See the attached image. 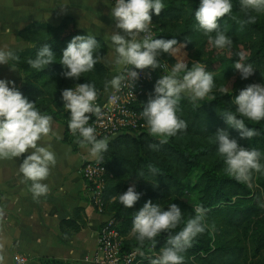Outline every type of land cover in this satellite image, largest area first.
Returning <instances> with one entry per match:
<instances>
[{"label": "trees", "instance_id": "trees-1", "mask_svg": "<svg viewBox=\"0 0 264 264\" xmlns=\"http://www.w3.org/2000/svg\"><path fill=\"white\" fill-rule=\"evenodd\" d=\"M162 2L165 4L164 10L159 15L151 14L155 28L154 38H175L177 46L185 45L182 50L196 52V57L202 59L200 63L205 66L206 71L213 73L216 88L206 100L193 102L188 96H181L177 114L187 122L188 127L186 131L168 138L167 143L161 144L160 137L150 134L143 116L144 128L137 135L123 134L109 141L103 159L97 160L106 170L101 197L103 215L113 217L114 229L124 238L123 251H147L151 242L146 240L141 246L132 231L136 211L146 201L160 204L165 210L171 203L181 208L182 221L172 230V234L186 226L187 220L195 215V206L199 204L207 209L204 221L207 228L182 253L185 257L184 264H264V258L255 261L252 259L248 263V249L244 244L248 229L251 225L258 224L260 230L253 240V253L258 255L264 249V197L259 189L253 191L250 187L258 173L253 174L250 184L239 182L228 175L225 157L219 154L215 140L218 129L226 130L239 146L256 149L264 158V120L254 122L239 116L232 103L234 97L247 85L264 84V13L246 14L241 9L240 0H231V14L220 18L218 24L233 40L232 48L217 49L209 43L208 37L195 20L194 14L200 0ZM248 15L255 16L256 22L245 24L241 28L238 22L247 20ZM77 35L87 34L78 29L70 17L63 18L57 25L31 23L18 32V37L32 45L14 52L20 57L19 62L9 61L19 72V91L30 102H35L41 113L50 115L53 120L64 125L65 140L68 142H73V139L68 135L69 118L64 110L62 90L87 82L94 84L98 94H102L106 92L105 82L110 81V70L103 63L107 48L103 40L97 37L99 59L94 69L75 80L62 75L65 71L60 64L62 52ZM210 35L214 37L215 33ZM45 43L55 54V61L43 70L31 68L27 60L34 59ZM237 54H243L246 57L244 63L253 66V74L247 79H242L240 72L234 68L239 59ZM158 60L168 64L165 74L175 64L173 57L167 53H161ZM161 77L162 74L154 75L153 81L146 88L147 94L135 106L137 112L142 114L144 104L149 96L154 95V86ZM232 79L234 80L230 84ZM213 97L215 99L211 100ZM228 112L243 119L246 127L257 130L259 135L251 139L242 138L239 130L227 124L224 115ZM149 165H153L158 172L150 171ZM193 175H196L195 181L188 184L187 180ZM133 183L140 198L132 208H126L120 203L119 194ZM188 193L192 195L191 200L186 199ZM79 223L76 219L65 220L60 228L78 232ZM167 238L166 233L158 236L154 249L159 251L166 247ZM40 262L71 264L47 258L40 259ZM143 264H151V260Z\"/></svg>", "mask_w": 264, "mask_h": 264}, {"label": "clouds", "instance_id": "clouds-1", "mask_svg": "<svg viewBox=\"0 0 264 264\" xmlns=\"http://www.w3.org/2000/svg\"><path fill=\"white\" fill-rule=\"evenodd\" d=\"M241 9L246 14L250 12L264 13V0H240ZM231 0H200L195 11V20L211 43L217 49H231L233 40L221 30L218 20L230 15L232 12ZM162 0H115L111 9V16L115 20V27L123 32L112 31L110 40L114 45L115 61L120 66V74L105 82V91L111 86L119 91L122 83L132 84L139 78L134 69L164 68L165 64L158 60L161 53L176 57L167 74L162 75L154 86V95L149 96L144 104L142 116L151 135L160 137V143H167L168 138L186 131L188 125L177 114L182 95L195 102L206 100L213 92L216 84L213 73L199 61H193L191 67L183 58L181 49L185 45L173 39L153 38L150 25L152 13L159 15L164 10ZM65 6L61 7L63 11ZM256 17L248 15V19L239 21L241 28L245 24L255 23ZM141 33L144 35L141 36ZM212 33H215L213 37ZM99 44L93 35H77L71 39L63 50L60 64L65 71L62 75L66 78L78 79L84 73L94 69L98 63L97 50ZM239 59L234 68L241 74L242 79H247L253 74V66L244 63L246 57L237 54ZM20 57L12 50L0 48V65H8L9 61L19 62ZM55 61V54L50 46L45 43L37 52L34 59H28V65L36 70H43ZM131 66V67H128ZM15 71V65L9 66ZM220 91H224L220 89ZM63 106L70 113L68 128L75 136L77 133L81 140L77 141L82 147L90 145L89 154L100 161L103 153L108 150V138H97L96 130L89 124L91 115L99 114L101 109L96 104L98 92L94 84L81 83L73 88L62 90ZM117 97H113L116 99ZM213 97L211 100H214ZM208 100V101H211ZM232 103L239 116L250 121L264 120V84L253 83L247 85L234 97ZM226 122L231 127L240 131L242 138L251 139L259 135L253 128L246 127L244 120L228 112L224 115ZM52 133V117L43 114L36 107L35 102H30L15 86L14 81L0 79V160L19 158L22 154L29 153L19 165V172L25 180L31 181L30 191L34 198L45 196L50 191L49 186L43 181L47 180L51 168L56 165L57 158L51 145L41 146L40 141ZM218 152L225 157L226 172L237 181L251 183L254 173H264V163H261V152L239 146L235 139L229 137L226 130L218 129L215 134ZM150 147L155 148L154 145ZM150 171L158 170L149 165ZM135 183L131 184L125 192L119 194L120 203L126 208H132L140 198ZM195 215L189 218L186 226L176 234V229L182 221V210L175 204L168 205L167 210L160 204L151 200L136 211L133 218L132 231L141 246L147 240L155 248L156 238L162 233L168 235L166 247L160 254L151 260V264H184L182 255L192 246L193 240L205 232L207 225L204 223L207 209L197 204L194 208ZM3 210L0 209V219ZM3 244L0 243V264H5Z\"/></svg>", "mask_w": 264, "mask_h": 264}, {"label": "crops", "instance_id": "crops-1", "mask_svg": "<svg viewBox=\"0 0 264 264\" xmlns=\"http://www.w3.org/2000/svg\"><path fill=\"white\" fill-rule=\"evenodd\" d=\"M65 6L62 11L61 7ZM114 5L109 0H0V48L21 51L32 44L18 37V32L34 22L57 25L65 17L74 20L78 29L103 40L107 51L103 63L110 70V80L120 74L115 61L111 16ZM182 50V49H181ZM187 52V51H185ZM9 66H12L9 64ZM0 65V79L14 81L18 88V70ZM51 145L57 162L47 180V195L34 198L31 181L19 172V165L29 154L19 158L0 160V243L3 244L5 264H14L17 256L27 264H42L40 259H55L71 264H94L98 229L105 215L97 213L90 203L86 183L80 175L84 161L94 160L89 148L65 140V127L52 119V133L40 141ZM79 210L77 213L76 211ZM76 219L78 232L60 228L65 220ZM79 220V221H78Z\"/></svg>", "mask_w": 264, "mask_h": 264}, {"label": "built area", "instance_id": "built-area-1", "mask_svg": "<svg viewBox=\"0 0 264 264\" xmlns=\"http://www.w3.org/2000/svg\"><path fill=\"white\" fill-rule=\"evenodd\" d=\"M109 1L115 5V0ZM150 31L154 38L155 28L153 23L150 25ZM143 35L141 33V36ZM160 62L165 64L164 68L133 69L138 72L139 78L132 86L126 81L122 83L119 91L110 86L106 92L98 94L96 104L101 111L98 115L89 114L91 115L89 124L95 128L98 139L107 137L108 141H110L123 134L137 135L141 132L142 128H144L142 114L137 112L135 106L139 103L140 98L147 94L146 88L153 81L154 75H164L168 71V64L165 61ZM113 97L117 98L113 99ZM64 110L70 120L69 111L65 108ZM68 135L74 142L82 139L78 133L74 136L70 130ZM105 174L104 165L96 159L84 161L80 168V175L86 183L90 203L97 213L102 215L103 202L101 197L104 189ZM105 217L96 236V251L92 259L94 264H143L145 261L152 260L160 254L161 250L156 251L152 246L148 247L147 251L139 249L123 251L122 241L124 238L114 229L113 217ZM14 261V264H27V259L22 256H17Z\"/></svg>", "mask_w": 264, "mask_h": 264}, {"label": "rangeland", "instance_id": "rangeland-1", "mask_svg": "<svg viewBox=\"0 0 264 264\" xmlns=\"http://www.w3.org/2000/svg\"><path fill=\"white\" fill-rule=\"evenodd\" d=\"M181 54L183 55V58L186 60V62L188 63V66H191L193 61H199L201 62L202 59H198L196 57V52H185V50H181ZM175 63H176V57L172 56ZM224 67L226 68L227 66L224 65ZM234 79H232V81L230 82V84L233 82ZM78 143V142H77ZM78 145H80L78 143ZM261 163H264V158H262ZM195 177L196 175H193L189 178V180H187L188 184H192L195 181ZM250 187L253 191H255L256 189H259L264 197V173H258L256 178H254L253 183L250 184ZM186 199L187 200H191L192 199V195L191 194H186ZM259 225L258 224H253L251 225V227L248 229L247 232V236L246 238H244V244L246 245L247 249H248V263H250V261L253 259L258 260V259H263L264 258V249L260 251V253L258 255H254L253 253V240H255V237L258 233L259 229Z\"/></svg>", "mask_w": 264, "mask_h": 264}]
</instances>
